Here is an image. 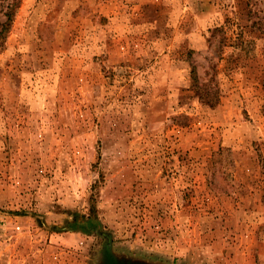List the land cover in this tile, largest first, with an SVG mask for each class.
I'll use <instances>...</instances> for the list:
<instances>
[{"label": "rangeland", "instance_id": "obj_1", "mask_svg": "<svg viewBox=\"0 0 264 264\" xmlns=\"http://www.w3.org/2000/svg\"><path fill=\"white\" fill-rule=\"evenodd\" d=\"M101 232L152 263L264 264V0H20L0 264H98Z\"/></svg>", "mask_w": 264, "mask_h": 264}, {"label": "water", "instance_id": "obj_2", "mask_svg": "<svg viewBox=\"0 0 264 264\" xmlns=\"http://www.w3.org/2000/svg\"><path fill=\"white\" fill-rule=\"evenodd\" d=\"M101 234L104 237V242L101 247L98 264H160L116 254L113 251L111 234L109 232H101Z\"/></svg>", "mask_w": 264, "mask_h": 264}, {"label": "trees", "instance_id": "obj_3", "mask_svg": "<svg viewBox=\"0 0 264 264\" xmlns=\"http://www.w3.org/2000/svg\"><path fill=\"white\" fill-rule=\"evenodd\" d=\"M19 3L20 0H10L6 4V10L4 11V20L0 22V47H2L3 45L4 37L8 31L12 18L15 14V10L19 6Z\"/></svg>", "mask_w": 264, "mask_h": 264}]
</instances>
